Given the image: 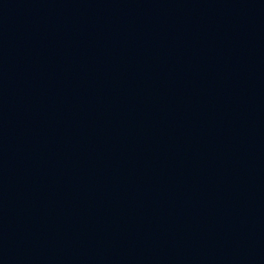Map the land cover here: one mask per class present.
I'll return each mask as SVG.
<instances>
[{"label": "water", "instance_id": "obj_1", "mask_svg": "<svg viewBox=\"0 0 264 264\" xmlns=\"http://www.w3.org/2000/svg\"><path fill=\"white\" fill-rule=\"evenodd\" d=\"M221 264H264V0H84Z\"/></svg>", "mask_w": 264, "mask_h": 264}]
</instances>
